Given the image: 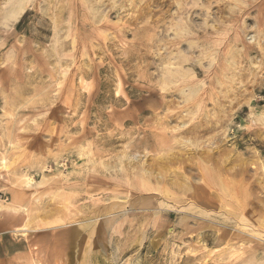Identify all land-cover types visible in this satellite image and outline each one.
Here are the masks:
<instances>
[{
  "label": "rangeland",
  "instance_id": "obj_1",
  "mask_svg": "<svg viewBox=\"0 0 264 264\" xmlns=\"http://www.w3.org/2000/svg\"><path fill=\"white\" fill-rule=\"evenodd\" d=\"M0 206V264H264V0H0Z\"/></svg>",
  "mask_w": 264,
  "mask_h": 264
},
{
  "label": "bare ground",
  "instance_id": "obj_2",
  "mask_svg": "<svg viewBox=\"0 0 264 264\" xmlns=\"http://www.w3.org/2000/svg\"><path fill=\"white\" fill-rule=\"evenodd\" d=\"M24 2H25V1H24ZM25 8H26V4H25V3H22L19 7H17V8L13 11L11 18H17V17H19L20 15H22V13L25 12ZM110 9H111V8H110ZM110 9H109V10H110ZM193 13H194V12H193ZM9 14H10V12H9ZM201 15H202V14H201ZM185 16H186V15H185ZM189 21H190V20H189ZM196 22H197V21H196ZM198 24H199V23H198ZM207 26H208V25H207ZM190 32H191V31H190ZM208 33H209V32H208ZM176 35H177V34H176ZM205 39H206V38H205ZM207 40H208V38H207ZM207 40H206V41H207ZM174 42H175V41H174ZM235 42H236V41H235ZM179 45H180V44H179ZM182 48H183V47H182ZM182 48H181V49H182ZM183 49H184V48H183ZM184 50H185V49H184ZM185 51H186V50H185ZM184 53H185V52H184ZM208 54H209V53H208ZM155 55H156V54H155ZM173 60H174V59H173ZM56 62H57V61H56ZM171 62H173V61H171ZM168 68H169V67H168ZM178 68H179V67H178ZM192 69H193V68H192ZM196 72H197V71H196ZM215 72H216V71H215ZM159 77H160V76H159ZM209 77H210V76H209ZM157 79L159 80L158 77H157ZM170 80H171V79H170ZM175 81H177V80H175ZM159 83H160V80H159ZM195 83H196V82H195ZM164 84H167V83H164ZM166 86H167V85H166ZM169 89H170V88H169ZM229 92H230V91H229ZM186 93H187V92H186ZM261 98H262V97H261ZM257 101H258V100H257ZM113 102H114V101H113ZM170 103H171V102H170ZM169 106H170V105H169ZM193 114H194V113H193ZM149 120H150V119H149ZM156 120H157V119H156ZM167 129H169V128H167ZM171 129H173V128H171ZM173 131H174V130H173ZM192 134H193V133H192ZM181 135H182V134H181ZM181 135H178V136H181ZM206 136H207V135H206ZM195 137H196V136H194V138H195ZM131 138H132V137H131ZM173 138H174V137H173ZM177 138H178V137H176L175 139H177ZM194 140H195V139H194ZM194 140H193V141H194ZM198 140H199V139H198ZM210 141H211V140H210ZM210 141H209V142H210ZM155 142H156V141H155ZM196 142H197V141H196ZM196 142H195V143H196ZM185 144H186V143H185ZM185 144H184V146H185ZM179 146H181V145H179ZM179 146H178V147H179ZM185 147H186V146H185ZM198 147H199V146H198ZM191 148H192V147H191ZM214 150H215V149H214ZM189 151H190V150H189ZM210 151H211V150H210ZM215 151H216V150H215ZM178 152H179V150H178ZM180 152H181V151H180ZM180 152H179V153H180ZM163 153H164V151H163ZM140 154H141V153H140ZM119 156H120V155H119ZM168 156H169V155H168ZM121 157H122V156H121ZM121 157H120V158H121ZM130 157H131V156H130ZM142 157H143V156H142ZM149 157H150V156H149ZM158 157H159V156H158ZM186 157H187V156H186ZM122 158H123V157H122ZM122 158H121V160H123ZM159 158H160V157H159ZM125 159H126V158H125ZM127 159H128V158H127ZM149 159H150V158H149ZM171 159H173V158H171ZM171 159H170V160H171ZM176 159H177V158H176ZM176 159H175V160H176ZM129 160H131V159H129ZM129 160L127 161L128 163H130ZM134 160H135V159H134ZM153 160H155V158H153ZM167 160H168V158H167ZM170 160H169L168 162H170ZM178 160L180 161V159H178ZM5 161H6V160H5ZM112 162H113V161H112ZM121 162H122V161H121ZM127 162H126V163H127ZM155 162H157V161H155ZM172 162H174V161H172ZM157 163H158V162H157ZM115 164H116V163H115ZM154 164H155V163H154ZM163 164L165 165L164 162H163ZM171 164H172V163H171ZM176 164H177V163H176ZM219 164H220V163H219ZM118 165H120V163H119ZM149 165H150V164H149ZM166 165H167V164H166ZM169 165H170V164H169ZM233 165H234V164H233ZM239 165H240V164H239ZM136 166H137V165H136ZM152 166H153V165H152ZM155 166H158V165H155ZM171 166H172V165H171ZM187 166H188V165H187ZM217 166H218V165H217ZM230 166H231V165H230ZM236 166H237V165H236ZM240 166H241V165H240ZM120 167H121V166H120ZM139 167H140V166H139ZM146 167L149 168L148 166H146ZM167 167H168V166H167ZM167 167H166V168H167ZM224 167H225V166H224ZM228 167H229V166H228ZM228 167H227V168H228ZM114 168H115V167H114ZM118 168H119V167H118ZM134 168H135V167H134ZM136 168H137V167H136ZM140 168H142V166H141ZM151 168H152V167H151ZM157 168L159 169L160 167H157ZM157 168H156V169H157ZM169 168H170V167H169ZM171 168H172V167H171ZM171 168H170V169H171ZM180 168H181V167H180ZM227 168H226V169H227ZM241 168H242V167H241ZM243 168H244V167H243ZM243 168H242V170H243ZM152 169H153V168H152ZM156 169L154 170V172L156 171ZM189 169H190V168H189ZM115 170H116V169H115ZM115 170H114V171H115ZM125 170H126V168H125ZM135 170H136V169H135ZM137 170H138V169H137ZM149 170H150V169H148V171H149ZM171 170H172V169H171ZM171 170H170V171H171ZM174 170H175V169H174ZM215 170H216V169H215ZM227 170H228V169H227ZM93 171H94V170H93ZM123 171H124V170H123ZM127 171H128V169H127ZM172 171H173V170H172ZM176 171H177V170H176ZM111 172H112V171H111ZM143 172H144V171H143ZM146 172H147V171H146ZM146 172H145V173H146ZM150 172H151V171H150ZM152 172H153V170H152ZM167 172H169V171H167ZM167 172H166V175H167ZM173 172H174V171H173ZM114 173H115V172H114ZM122 173H123V172H122ZM148 173H149V172H148ZM156 173H158V172H156ZM164 173H165V172H163V175H164ZM176 173H177V172H176ZM123 174H124V173H123ZM129 174H130V173H129ZM141 174H142V173H141ZM160 174H161V173H160ZM171 174L173 175V173H171ZM138 175H139V174H138ZM157 175H158V174H157ZM172 175H170V176H172ZM174 175H176V174H174ZM132 176H134V175H132ZM139 176H140V175H139ZM153 176H154V175H153ZM180 176H181V175H180ZM164 177H165V176H164ZM167 177H168V176H167ZM149 178H151V175H150ZM153 178H154V177H153ZM156 178H157V177H156ZM158 178H159V177H158ZM161 178H162V177H160V179H161ZM165 178H166V177H165ZM173 178H174V177H173ZM183 178H184V176H183ZM183 178H182V179H183ZM32 179H33V178H32ZM145 179L148 180V178H145ZM162 179H163V178H162ZM170 179H171V177H170ZM174 179H175V178H174ZM184 180H185V179H184ZM29 181H30V180H29ZM156 181H158V179H157ZM159 181H161V180H159ZM159 181H158V182H159ZM165 181H166V180H165ZM180 181H181V180H180ZM186 181H187V179H186ZM162 182H163V181H162ZM32 183H33V181H32ZM148 183H149V182H148ZM160 183H161V182H160ZM166 183H167V182H166ZM175 183H176V180H175ZM179 183H180V182H179ZM186 183H187V182H186ZM35 184H36V183H35ZM164 184H165V183H164ZM176 184H177V183H176ZM31 185H32V184H31ZM31 185H30V186H31ZM36 185H37V184H36ZM159 185H160V184H159ZM177 185H181V184H177ZM182 185H183V184H182ZM186 186H187V185H186ZM178 187H179V186H178ZM182 187H183V186H182ZM186 188H187V187H186ZM181 190H183V189H181ZM150 195H151V194H150ZM181 198H182V197H181ZM111 203H112V202H111ZM0 208H1V206H0ZM80 208H81V207H80ZM89 209H90V208H89ZM101 209H102V208H101ZM101 212L103 213L104 210H102ZM107 212H108L109 215H113V210H112V209H107ZM71 214H72V213H71ZM99 214H100V213H98L97 215H99ZM98 218H99V217H98ZM258 220H259V219H258ZM263 222H264V220H263ZM262 225H263V223H262Z\"/></svg>",
  "mask_w": 264,
  "mask_h": 264
},
{
  "label": "crops",
  "instance_id": "obj_3",
  "mask_svg": "<svg viewBox=\"0 0 264 264\" xmlns=\"http://www.w3.org/2000/svg\"><path fill=\"white\" fill-rule=\"evenodd\" d=\"M1 231V230H0Z\"/></svg>",
  "mask_w": 264,
  "mask_h": 264
}]
</instances>
